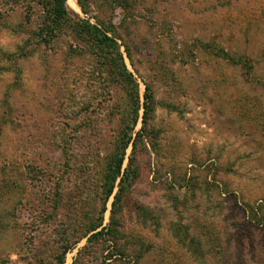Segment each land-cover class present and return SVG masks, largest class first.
Wrapping results in <instances>:
<instances>
[{"label":"rangeland","instance_id":"obj_1","mask_svg":"<svg viewBox=\"0 0 264 264\" xmlns=\"http://www.w3.org/2000/svg\"><path fill=\"white\" fill-rule=\"evenodd\" d=\"M40 1L0 0V264H59L64 243V264H264V0H67L117 39L140 101L91 242L135 104L75 33L40 42Z\"/></svg>","mask_w":264,"mask_h":264},{"label":"trees","instance_id":"obj_2","mask_svg":"<svg viewBox=\"0 0 264 264\" xmlns=\"http://www.w3.org/2000/svg\"><path fill=\"white\" fill-rule=\"evenodd\" d=\"M39 5L42 6L43 17L41 19V33L37 35L40 38V42L49 44L66 31H71L83 42H86L88 46L102 54L101 61L107 60V67L111 74L118 78V80L124 85V87L130 89L127 93L130 96L132 104H135L132 112V125L125 126L118 133L114 152L107 160L105 170L103 171L104 191L105 197L102 205V209L99 212V217L96 220L90 221L87 231L84 235L88 237L89 242L96 240L97 238L110 234L112 231L109 228L103 227L104 214L106 212V205L109 199L113 196V206H115L121 199L127 184L130 181L132 175L131 164L129 161L128 167L123 169V165L126 159V151L132 144V135L134 133L135 126L138 122L140 101L138 95V84L133 74L130 73L126 67L123 55L121 53L120 45L117 39L109 35V31L104 29L99 23L92 24L87 19L77 18L73 20L71 11L67 5V0H41ZM83 7V6H82ZM84 13L87 11L84 9ZM243 65V60L240 61ZM151 95L146 91L145 103H144V119L146 120L150 108ZM141 138V133H137ZM136 144V143H135ZM134 148L136 147L133 143ZM119 181V183H118ZM116 186L118 191L115 193ZM68 245V243H67ZM66 243L62 248V252L59 255V264H64L66 254L71 248L66 247Z\"/></svg>","mask_w":264,"mask_h":264},{"label":"bare ground","instance_id":"obj_3","mask_svg":"<svg viewBox=\"0 0 264 264\" xmlns=\"http://www.w3.org/2000/svg\"><path fill=\"white\" fill-rule=\"evenodd\" d=\"M68 2L71 3L73 7L75 6V0H68Z\"/></svg>","mask_w":264,"mask_h":264}]
</instances>
